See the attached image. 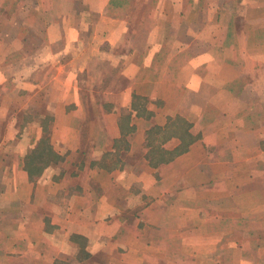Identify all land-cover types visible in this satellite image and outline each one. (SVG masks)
<instances>
[{
  "label": "crops",
  "instance_id": "crops-1",
  "mask_svg": "<svg viewBox=\"0 0 264 264\" xmlns=\"http://www.w3.org/2000/svg\"><path fill=\"white\" fill-rule=\"evenodd\" d=\"M0 264H264V0H0Z\"/></svg>",
  "mask_w": 264,
  "mask_h": 264
},
{
  "label": "trees",
  "instance_id": "trees-1",
  "mask_svg": "<svg viewBox=\"0 0 264 264\" xmlns=\"http://www.w3.org/2000/svg\"><path fill=\"white\" fill-rule=\"evenodd\" d=\"M51 154V149L48 145V137L46 133V129L44 127V137L34 149H32V152L30 153V158L28 160L30 168H32L31 171H34L32 177H37L38 172L40 170V167H42L45 164V161L48 159L47 157L50 158Z\"/></svg>",
  "mask_w": 264,
  "mask_h": 264
}]
</instances>
